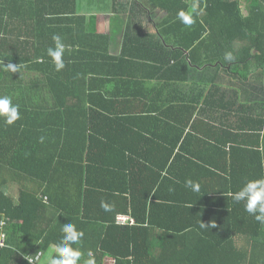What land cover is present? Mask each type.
Segmentation results:
<instances>
[{"label":"trees","instance_id":"16d2710c","mask_svg":"<svg viewBox=\"0 0 264 264\" xmlns=\"http://www.w3.org/2000/svg\"><path fill=\"white\" fill-rule=\"evenodd\" d=\"M110 3L102 10L116 21L101 33L98 4L0 0V96L20 114L12 125L0 117V264H47L68 223L84 233L71 245L78 264H264V224L230 195L264 178L259 141L235 158L246 109H264V0H244V12L241 0ZM140 7L163 12L154 34L133 30ZM54 35L66 45L60 71L47 54ZM263 120L254 115L249 131ZM231 141L219 165L214 150Z\"/></svg>","mask_w":264,"mask_h":264},{"label":"clouds","instance_id":"9594fccd","mask_svg":"<svg viewBox=\"0 0 264 264\" xmlns=\"http://www.w3.org/2000/svg\"><path fill=\"white\" fill-rule=\"evenodd\" d=\"M194 8L195 5L193 6V10ZM178 18L186 25L194 23L191 11L186 13L181 10L178 13ZM53 41L55 47L48 48L47 54L52 58L55 70L60 71L65 67L62 57L66 51V45L58 35L53 36ZM225 58L228 60L233 59L231 53H227ZM4 68L15 73L19 70L20 65L9 63L5 64ZM0 117H4V122L8 125H12L20 119L19 105H14L10 96H0ZM185 184L186 187L192 188L195 191L199 190V184L190 179L187 180ZM230 195H232L233 200L236 202L246 201L245 210L249 214H252L255 220L264 224V178L249 181L239 192L230 193ZM210 226L215 225L211 224ZM201 227L207 226L201 223ZM62 232L64 233L62 240L58 244L52 246L55 256L49 257V264H78L82 253L79 249H73L71 245L73 243H78L84 233L83 231H78L75 225L71 223L65 224L62 228ZM88 256H92L90 251ZM86 264H94V260L90 259L86 261Z\"/></svg>","mask_w":264,"mask_h":264},{"label":"crops","instance_id":"0c3cea01","mask_svg":"<svg viewBox=\"0 0 264 264\" xmlns=\"http://www.w3.org/2000/svg\"><path fill=\"white\" fill-rule=\"evenodd\" d=\"M110 1L111 0H109V2L105 3V4H104V2H102L100 5H98L100 8L97 10V13H101V16H105L106 12L104 10H102V9H104L107 6H110L111 5ZM144 12L145 13L142 12V8L140 7L139 11L135 12L134 15L132 16L130 21H132V23H133V26H134L133 30L136 31L138 28H142L144 33L154 34L156 32V24L161 20V16H162L163 12H158L157 14H153L152 12L147 11V10L144 11ZM101 16L99 17V20H98L99 21L100 31H101V33H108V32H110L111 26L114 24L116 19H113V18H102ZM121 33L118 31L117 37H118V41H119L118 43L119 44H118L117 50L114 52L115 54H119L120 51H121V45L123 43V36L126 33V30L122 34ZM151 72H153V71H151ZM211 74L208 71L206 74H204V79L205 80H210L213 77V75H214V74H212V75ZM146 86L151 91H153V93H154V94H152L153 98H156L157 96H159V93L157 92V89H158V86H159V82L157 81V79H154V77L152 76V79L146 81ZM202 88H204V86H202ZM216 99H218V98H216ZM222 100L224 101V103H227V101H229V97H227V96L220 97V99L217 100V101H222ZM217 101H216V105H217ZM242 101H244V104L242 103V105H247V106L253 105V102L250 99H244V97H243ZM162 102L163 101H161V103ZM214 102H215V100H214ZM167 103H169V101ZM198 104H201V102L198 101ZM211 106H214V104L211 105ZM211 109H213V108H211ZM242 109H244V108H242ZM246 110H248L249 113L247 112V114H246V118H245V121H244V132H243L244 135H243L242 141H241V142L244 143L245 149L243 147L242 151L237 149L236 150L237 152H235L236 155H237V157H235V158H237L236 160H240L241 162L244 160V152L243 151L251 150L252 149L251 146H256L258 141H259V144H260L259 149L264 154V131L261 132V133H259L258 131H254V132L249 131L250 127H249V124H248V120L251 119L254 115L262 116L263 119H264V109L261 108L260 110L254 111V112L250 111L249 109H246ZM206 112L207 113H205V114L208 115V116H210L213 113L212 114L213 117L217 116V114H218L216 110H210V108H208V110ZM220 112L222 114L223 113H227V112H225L223 110H220ZM209 119H210V117L207 120H209ZM225 122H226V120H225ZM231 122H233V120H230V124H231ZM229 131L233 132V130H231V129H229ZM56 132H57V130H56ZM193 134L197 136L196 132H194ZM228 136L231 137L230 134H228ZM232 142L233 141L228 142L227 144H225L228 147L225 152L223 150L222 151L217 150V149L214 150L213 156H216L214 161H218L219 165H220V163L222 161L231 160L229 155L226 156L225 153H229L231 147L234 146V145H232V144H234ZM263 161H264V158H263ZM127 201L131 203L132 202V197L129 198V196H128ZM88 216L91 217V219L92 218H97V216L92 211L88 213ZM118 217H129V219H133L131 215H126V214H119ZM54 255H55V252L52 249V251L49 253V256L51 257V256H54ZM110 259H113V258H108L105 261V264H107ZM46 263L49 264V258L47 259Z\"/></svg>","mask_w":264,"mask_h":264},{"label":"rangeland","instance_id":"374dc122","mask_svg":"<svg viewBox=\"0 0 264 264\" xmlns=\"http://www.w3.org/2000/svg\"><path fill=\"white\" fill-rule=\"evenodd\" d=\"M107 0H79V3L83 6V7H87V8H92L93 5L96 6L97 4H101V2H105ZM241 7L242 10L244 12V0H241ZM143 13H145L144 11H146L145 9H142ZM125 16H129V12L128 13H124ZM144 16V15H143ZM102 18H115V14L112 12H106L105 16H101ZM14 189H12L10 192L14 193L13 191ZM49 253L45 254L43 256V263H46L47 259L49 258Z\"/></svg>","mask_w":264,"mask_h":264},{"label":"built area","instance_id":"2783aa9c","mask_svg":"<svg viewBox=\"0 0 264 264\" xmlns=\"http://www.w3.org/2000/svg\"><path fill=\"white\" fill-rule=\"evenodd\" d=\"M119 223L122 225L127 224L128 222L134 223L133 219H129V217H118ZM6 245L5 237L3 236L2 239H0V247H4ZM39 258L37 260L30 259L29 261L31 264H40L39 263ZM107 264H115L114 259H110Z\"/></svg>","mask_w":264,"mask_h":264}]
</instances>
